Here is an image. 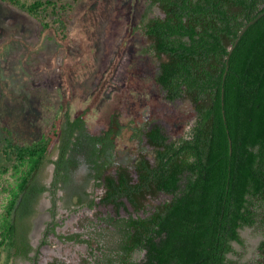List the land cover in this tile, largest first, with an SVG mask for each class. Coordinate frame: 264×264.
Listing matches in <instances>:
<instances>
[{"label":"trees","instance_id":"1","mask_svg":"<svg viewBox=\"0 0 264 264\" xmlns=\"http://www.w3.org/2000/svg\"><path fill=\"white\" fill-rule=\"evenodd\" d=\"M0 1L27 13L63 42L82 0ZM149 2L164 14L144 25L160 60L156 82L167 100L186 98L194 105L197 117L188 136L171 140L160 124L140 130L137 136L152 148L154 162L140 154L135 177L126 166H119L116 175L106 174L117 159L114 129L91 133L88 110L76 118L70 110L50 117L48 129L30 141L3 127L0 188L7 201L0 213V264L16 259L38 264L40 248L57 234L60 200L69 208L99 206L89 192L93 181L105 187L100 205L117 213L100 219L113 229L93 232V240L82 233L60 238L88 244L93 251L95 240L102 256L94 264H264V16L236 44L249 21L264 13V0ZM83 164L88 172L78 183L75 171ZM7 174L14 182L4 185ZM48 192L52 221L35 248L33 221ZM161 194L172 198L151 215L120 217L129 208L139 214ZM245 228L262 233L255 263L235 259L236 245L246 247ZM137 253L143 258L134 259Z\"/></svg>","mask_w":264,"mask_h":264},{"label":"rangeland","instance_id":"2","mask_svg":"<svg viewBox=\"0 0 264 264\" xmlns=\"http://www.w3.org/2000/svg\"><path fill=\"white\" fill-rule=\"evenodd\" d=\"M150 5L149 0H82L73 13L70 36L62 42L52 31H43L27 13L0 1V140L5 126L30 141L48 129L50 117L66 110L76 117L88 110L89 131L98 134L113 128L118 162L130 167L136 177L134 168L140 154L154 162L152 148L145 138H138L140 130L146 132L160 124L171 140L187 137L197 113L186 98L167 100L165 90L156 82L160 60L150 48L152 42L144 25L147 19L163 13ZM52 172L50 166L48 179ZM86 172L83 166L79 181L85 179ZM3 179L4 185L14 182L11 174ZM91 190L99 201L105 193L103 188ZM6 198L0 188V213ZM171 198L167 194L150 198L144 211L137 214L129 208L122 210L120 217L130 213L147 217ZM50 207L48 196H44L33 221V226H43L38 236L32 235L35 248L52 220ZM72 209L58 211L59 234L82 233L85 239L93 240V232L109 227L100 221L102 217H117L109 206ZM242 234L246 247L236 245L239 255L235 259L255 263L262 233L245 228ZM92 245L96 251L88 244L51 235L40 248L38 264H94L102 251L97 250L95 240ZM143 256L137 253L133 258ZM13 264L31 263L16 259Z\"/></svg>","mask_w":264,"mask_h":264},{"label":"flooded vegetation","instance_id":"3","mask_svg":"<svg viewBox=\"0 0 264 264\" xmlns=\"http://www.w3.org/2000/svg\"><path fill=\"white\" fill-rule=\"evenodd\" d=\"M163 13V12H162ZM164 15V14H163ZM161 86V85H160ZM162 87V86H161ZM163 88V87H162ZM77 117V116H76ZM76 117H73V118H76ZM87 119V118H86ZM155 125V124H154ZM153 127V125L149 128V130L151 129ZM148 130V131H149ZM147 132V131H146ZM116 133V131L114 130V134ZM83 166H85L86 167V170H87V172H88V165H85V164H83V165H81L78 169H76V171H75V176H76V179H77V181H78V183H82L83 181H79V179L77 178L78 177V173H79V171H80V169H82V167ZM119 166H125V165H123V164H120L119 162H118V156H117V159L115 160V163L113 164V166H111L107 171H106V174L108 175V174H114V175H116V173H117V170H118V168H119ZM52 167H53V172H52V174H51V177H50V179H48V184H50L51 182H52V180H53V173H54V166L52 165ZM127 167V166H126ZM129 169H130V171L132 172V170H131V168L129 167ZM134 170H135V168H134ZM87 172H86V174H87ZM86 176V175H85ZM98 188H103L104 190H105V187L104 186H100V187H97L96 186V182L95 181H93L92 182V184H91V186H90V188H89V192L94 196V193H93V191L91 190V189H98ZM61 196H64L65 195V197H66V194L63 192V191H61ZM105 194V193H104ZM45 196H48V199H49V201H50V203H51V207H52V201H51V196H50V194H49V192L48 193H46L45 194ZM102 196H104V195H102ZM102 198V197H101ZM101 198H100V201L99 200H97L98 198L96 197V201H97V203H99V206H102V205H100V202H101ZM75 203H77V198H75ZM50 207V208H51ZM73 207H75V208H77V210H82V209H88L89 207H80L78 204H75L74 206H72L71 208H69V207H67L66 205H65V199L63 200V201H59L58 202V209H57V211H59L60 209H62V208H64V209H72ZM98 207V206H97ZM107 207V206H106ZM109 207H112V206H109ZM90 209V208H89ZM73 210V209H72ZM77 210H75V211H77ZM49 211H50V209H49ZM50 214V213H49ZM58 216V215H57ZM50 217H51V219H52V216H51V214H50ZM52 221V220H51ZM57 222H58V220H57ZM59 224V223H58ZM35 226L36 225H34V228H35ZM48 226V225H47ZM58 227L59 226H57V228H56V232H57V234L55 235V234H51V235H54V236H56V237H58L60 240H62V241H66L64 238H60V236H65V235H68V234H59L58 233V231H57V229H58ZM34 228H33V232H34ZM46 230V229H45ZM33 232H32V235H33ZM50 235V236H51ZM33 238V237H32ZM66 242H68V241H66Z\"/></svg>","mask_w":264,"mask_h":264},{"label":"water","instance_id":"4","mask_svg":"<svg viewBox=\"0 0 264 264\" xmlns=\"http://www.w3.org/2000/svg\"><path fill=\"white\" fill-rule=\"evenodd\" d=\"M262 16H264V13L260 14V15H259L257 18H255L254 20L249 21V23H248V24L243 28V30L241 31L240 36H239V38H238L237 41H236V44L238 43L240 37L243 36V34L248 30V28H249L251 25H253L256 21H258ZM233 49H234V46L231 47V50H233Z\"/></svg>","mask_w":264,"mask_h":264},{"label":"bare ground","instance_id":"5","mask_svg":"<svg viewBox=\"0 0 264 264\" xmlns=\"http://www.w3.org/2000/svg\"><path fill=\"white\" fill-rule=\"evenodd\" d=\"M41 228H43V226L38 227V224H36V226L34 228V232H33V237H36L40 234Z\"/></svg>","mask_w":264,"mask_h":264}]
</instances>
